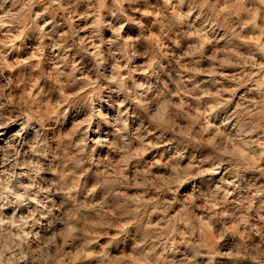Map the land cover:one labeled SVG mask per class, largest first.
<instances>
[{"label": "clouds", "instance_id": "obj_1", "mask_svg": "<svg viewBox=\"0 0 264 264\" xmlns=\"http://www.w3.org/2000/svg\"><path fill=\"white\" fill-rule=\"evenodd\" d=\"M0 264H264V0H0Z\"/></svg>", "mask_w": 264, "mask_h": 264}]
</instances>
